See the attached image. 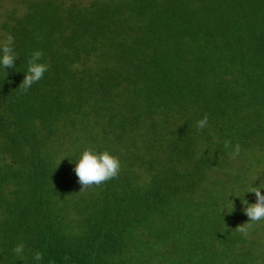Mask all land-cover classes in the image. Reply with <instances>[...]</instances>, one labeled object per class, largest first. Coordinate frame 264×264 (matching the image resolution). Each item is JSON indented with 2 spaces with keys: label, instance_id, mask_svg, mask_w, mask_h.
Returning a JSON list of instances; mask_svg holds the SVG:
<instances>
[{
  "label": "trees",
  "instance_id": "obj_1",
  "mask_svg": "<svg viewBox=\"0 0 264 264\" xmlns=\"http://www.w3.org/2000/svg\"><path fill=\"white\" fill-rule=\"evenodd\" d=\"M23 5L0 25V264H264V221L236 230L264 188V0ZM86 149L119 177L81 191Z\"/></svg>",
  "mask_w": 264,
  "mask_h": 264
},
{
  "label": "clouds",
  "instance_id": "obj_2",
  "mask_svg": "<svg viewBox=\"0 0 264 264\" xmlns=\"http://www.w3.org/2000/svg\"><path fill=\"white\" fill-rule=\"evenodd\" d=\"M44 53L42 50H35L28 60V68L26 75L19 86L23 92L27 91L40 80L44 78L45 73L49 69V65L42 63ZM15 51V39L12 35H8L4 40L0 41V67L10 69L15 67V62L18 59ZM208 116L205 115L202 119L197 121V127L201 130L208 126ZM225 148H232L231 141L224 142ZM241 147L239 144L235 145L229 155L232 159L239 157ZM122 164L118 156L111 154L105 150L103 152H96L92 149L83 151L81 157L75 167V173L78 177V182L82 185L81 191L93 187H99L110 180L118 178L121 172ZM262 187H253L249 192L255 193L257 202L249 204L246 199L242 200L245 205L243 211L249 217L250 222L244 223L236 228L245 238H247L254 226L264 221V194H262ZM234 211V206L230 213ZM15 255L23 259L25 255V247L23 244H18L14 247ZM33 259L37 262L43 259V254L37 251Z\"/></svg>",
  "mask_w": 264,
  "mask_h": 264
},
{
  "label": "rangeland",
  "instance_id": "obj_3",
  "mask_svg": "<svg viewBox=\"0 0 264 264\" xmlns=\"http://www.w3.org/2000/svg\"><path fill=\"white\" fill-rule=\"evenodd\" d=\"M76 3H82L85 4L91 0H72ZM23 0H0V25L7 20V17L9 14L12 13V11L20 10V8H23ZM3 32L0 29V41L3 40Z\"/></svg>",
  "mask_w": 264,
  "mask_h": 264
}]
</instances>
